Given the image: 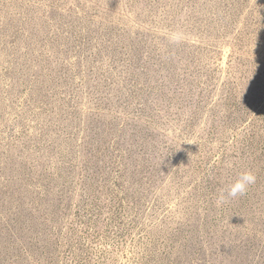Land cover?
<instances>
[{
  "label": "rangeland",
  "instance_id": "obj_1",
  "mask_svg": "<svg viewBox=\"0 0 264 264\" xmlns=\"http://www.w3.org/2000/svg\"><path fill=\"white\" fill-rule=\"evenodd\" d=\"M0 264H264V0H0Z\"/></svg>",
  "mask_w": 264,
  "mask_h": 264
},
{
  "label": "clouds",
  "instance_id": "obj_2",
  "mask_svg": "<svg viewBox=\"0 0 264 264\" xmlns=\"http://www.w3.org/2000/svg\"><path fill=\"white\" fill-rule=\"evenodd\" d=\"M256 182V176L251 170L240 172L235 180L222 189L217 198V204L223 205L231 199L243 196L249 190V187Z\"/></svg>",
  "mask_w": 264,
  "mask_h": 264
}]
</instances>
